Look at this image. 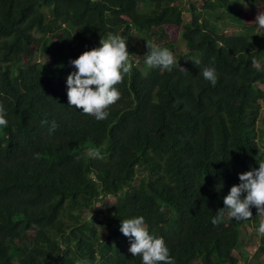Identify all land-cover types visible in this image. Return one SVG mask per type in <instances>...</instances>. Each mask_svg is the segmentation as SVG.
<instances>
[{"label": "trees", "instance_id": "16d2710c", "mask_svg": "<svg viewBox=\"0 0 264 264\" xmlns=\"http://www.w3.org/2000/svg\"><path fill=\"white\" fill-rule=\"evenodd\" d=\"M251 1L264 12V0ZM223 12L247 31H218ZM256 16L244 0H0V264H143L120 231L140 216L175 264H237L252 218L225 210L211 221L239 174L264 162ZM110 35L135 53L141 35L146 53L148 42L184 61L165 69L129 59L114 86L120 99L97 121L69 104L66 81L77 71L70 61ZM49 43L57 53L40 65L33 59ZM254 253L264 257V235Z\"/></svg>", "mask_w": 264, "mask_h": 264}, {"label": "clouds", "instance_id": "9594fccd", "mask_svg": "<svg viewBox=\"0 0 264 264\" xmlns=\"http://www.w3.org/2000/svg\"><path fill=\"white\" fill-rule=\"evenodd\" d=\"M254 22L260 28H264V12H258ZM100 43L101 47L85 51L70 61L77 71L71 72L66 81L69 104L82 109L85 114L94 116L97 121L107 119L109 112L106 109L116 103L121 95L114 86L122 83L123 74L128 73L133 67L129 62V52L124 39L110 35L107 40L102 38ZM147 44L150 50L146 63L149 66L167 69L174 64V55L167 48H153L148 42ZM195 63L198 65L199 61ZM252 64L257 70H261L256 60H253ZM202 75L215 87L218 80L215 68H203ZM7 123L5 109L0 105V126L6 127ZM87 155L93 159H103L98 149H89ZM239 180L240 183L232 186L224 198V207L218 209L212 218L214 226H218L222 221L225 210L237 220L251 219L253 215L251 206L256 207L258 215L264 214V162H260L258 168L240 173ZM144 222L143 216L121 221L120 231L132 241L128 251L134 257L141 256L143 264L158 262L175 264L164 239L150 235L143 227ZM258 232L264 235V222L260 223Z\"/></svg>", "mask_w": 264, "mask_h": 264}, {"label": "rangeland", "instance_id": "374dc122", "mask_svg": "<svg viewBox=\"0 0 264 264\" xmlns=\"http://www.w3.org/2000/svg\"><path fill=\"white\" fill-rule=\"evenodd\" d=\"M187 2H194L197 4V6L201 7L203 5V0H185ZM244 4L247 5L250 12L253 15H257L259 12V5L254 3L251 0H244ZM190 13L186 9L185 10V16L189 17ZM221 19L218 22V31L224 32V33H245L247 30H243L241 26H238L237 22L233 20L231 17V14L229 13H221ZM250 32V30H248ZM254 32L264 36V28H258L257 30H254ZM164 41H167V38H163ZM131 44H133L136 48H138L139 53L135 52H129V59L135 61L137 65H148L146 63L147 53L145 51L144 46V39H142V36H135L131 39ZM128 45V43H126ZM155 44H161V41H156ZM184 50V47L182 48ZM57 53L56 48L49 43L47 46L46 51H40L36 53L34 57V61L38 62L40 65H45L47 61L49 60L51 54ZM175 59H180L178 56H174ZM264 59V57H263ZM184 61V59H180ZM264 61V60H263ZM264 87V86H262ZM260 127L264 128V125L262 123L259 124ZM107 200L111 202H115L117 200L116 197H109ZM264 222V214L258 215L252 217V219L247 222L242 227V237H243V244L240 248H238L236 251H234L235 256L238 258L237 264H264V257H261L258 261L255 260L254 252L258 248V245L260 243L261 234L258 232V228L260 226V223Z\"/></svg>", "mask_w": 264, "mask_h": 264}]
</instances>
